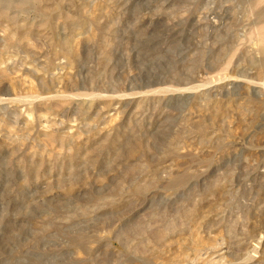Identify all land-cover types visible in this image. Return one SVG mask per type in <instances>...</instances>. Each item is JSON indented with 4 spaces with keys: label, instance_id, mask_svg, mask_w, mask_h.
Instances as JSON below:
<instances>
[{
    "label": "rangeland",
    "instance_id": "1",
    "mask_svg": "<svg viewBox=\"0 0 264 264\" xmlns=\"http://www.w3.org/2000/svg\"><path fill=\"white\" fill-rule=\"evenodd\" d=\"M145 1L0 0V264H264V0Z\"/></svg>",
    "mask_w": 264,
    "mask_h": 264
},
{
    "label": "bare ground",
    "instance_id": "2",
    "mask_svg": "<svg viewBox=\"0 0 264 264\" xmlns=\"http://www.w3.org/2000/svg\"><path fill=\"white\" fill-rule=\"evenodd\" d=\"M149 1L150 0H146L145 5L148 4ZM162 1H163V3L167 2V4L169 3L172 6L176 2L175 0H162ZM259 1H261V0H259ZM133 5H134V3H133ZM150 5H151V3H150ZM137 7L138 6H136V8ZM197 29H198L197 24L191 25V30H192L193 34H195ZM213 30H214V28H213ZM254 32H255V34L254 33H252V34L257 39V42H258L257 45L260 48V51L262 50V52H263L264 51V21L255 28ZM196 34H197V32H196ZM127 39H130V37L127 36ZM184 39H185L184 36L178 30L169 29L165 25H158L157 23H151L149 26L144 28L143 32L138 37L137 47L135 48V51H138V50L139 51H147L148 49H150L153 46L154 48H152V49H156L158 52L161 51V52L173 53V57L175 55L176 61H179V62L186 65L188 62H190L189 54L195 50V46L197 44H196V42H193L192 44H190L189 42H186V41L183 42ZM181 42H183V43H181ZM150 51H152V50H150ZM157 51H155V52H157Z\"/></svg>",
    "mask_w": 264,
    "mask_h": 264
}]
</instances>
